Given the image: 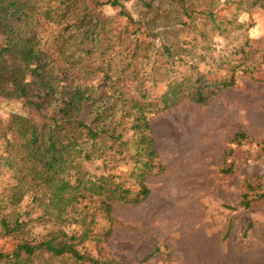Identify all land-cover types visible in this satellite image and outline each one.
<instances>
[{
  "label": "trees",
  "instance_id": "16d2710c",
  "mask_svg": "<svg viewBox=\"0 0 264 264\" xmlns=\"http://www.w3.org/2000/svg\"><path fill=\"white\" fill-rule=\"evenodd\" d=\"M129 1L0 0V100L24 107L0 119V136L25 142L0 154V172L13 180L0 194V237L15 241L0 252V264H127L102 256L111 230L98 237L95 218L111 222L114 204H141L148 177L164 172L148 116L182 101L210 104L257 58L259 41L244 39L218 63L195 35L236 40L248 29L245 16L264 9V0H133L135 18L124 11ZM106 6L119 8L132 29L115 25L101 12ZM222 6L229 12L219 16ZM221 66L230 75L209 82L207 74ZM255 81L264 85V77ZM246 141L238 133L230 141L236 147L223 150L224 175ZM104 158L122 160L127 176L84 169ZM255 197L244 193L230 209L264 205V191ZM34 224L43 231L33 233ZM229 231L228 224L224 239Z\"/></svg>",
  "mask_w": 264,
  "mask_h": 264
},
{
  "label": "rangeland",
  "instance_id": "374dc122",
  "mask_svg": "<svg viewBox=\"0 0 264 264\" xmlns=\"http://www.w3.org/2000/svg\"><path fill=\"white\" fill-rule=\"evenodd\" d=\"M123 4L124 11L135 18L139 11L133 0ZM101 10L116 20L115 25L127 26L126 19L118 15L119 8ZM228 12L222 6L218 15ZM244 19L248 29L233 35L242 39L235 44L232 36L195 35L198 45L208 49V58L218 63L229 61L228 51L242 46L244 39L259 41L257 58L247 74L236 71L235 86L210 104L182 101L173 109L148 116L164 172L148 177L149 195L144 202L114 204L111 222L95 218L98 237L111 230L101 246L104 258L127 264H264V205L230 209L242 194L255 199L264 191V153L260 152L264 145V85L255 81L264 77V58L260 56L264 55V9L253 8ZM230 58L232 62L235 57ZM227 75L230 70L221 66L206 78L213 82ZM23 109L20 102L0 100V119L6 120L11 112L22 114ZM241 132L248 141L236 148L233 163L229 160L231 173L224 175L221 154L236 147L230 141ZM13 148H25V142L13 133L0 136V154ZM84 169L91 175L105 170L127 176L130 167L118 158H104L84 164ZM10 176L5 170L0 172V194L12 183ZM24 206L36 216L29 202ZM228 224L230 231L224 239ZM43 228L34 224L32 232L41 233ZM14 242L11 237H0V252L10 251ZM89 248L94 252L93 243ZM148 255L149 260L142 263Z\"/></svg>",
  "mask_w": 264,
  "mask_h": 264
}]
</instances>
